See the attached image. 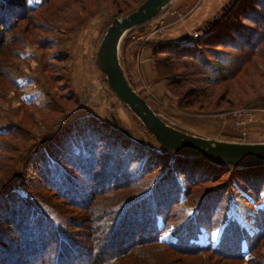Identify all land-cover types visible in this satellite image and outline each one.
Segmentation results:
<instances>
[{
    "label": "trees",
    "instance_id": "1",
    "mask_svg": "<svg viewBox=\"0 0 264 264\" xmlns=\"http://www.w3.org/2000/svg\"><path fill=\"white\" fill-rule=\"evenodd\" d=\"M121 1L127 12L139 3ZM49 2L0 0V96L9 86L20 87L12 60L22 56L14 48L22 36L14 30ZM196 30L197 37L191 33L184 39L146 42L154 59V83H164L178 96L176 105L190 113L225 112L223 103L228 109L263 103L264 0H231ZM51 108L59 111L56 105ZM13 125L34 133L25 121ZM4 127L9 131L12 125ZM31 147L22 157L23 167L8 175L0 154V172L7 181L0 189V264H170L171 253L196 257L207 251L225 262L264 264V207L256 212L253 233L228 217L216 244L212 238L206 243L200 239L203 225L213 231L225 223L221 211L229 208L232 183L205 193L177 228L170 230L168 224L182 194L226 173L237 175L259 197L264 165L235 167L164 146L165 151L153 148L94 115L56 131L44 146ZM20 186L41 194H22ZM167 230L170 240L165 239ZM246 251L256 255L247 258Z\"/></svg>",
    "mask_w": 264,
    "mask_h": 264
},
{
    "label": "rangeland",
    "instance_id": "2",
    "mask_svg": "<svg viewBox=\"0 0 264 264\" xmlns=\"http://www.w3.org/2000/svg\"><path fill=\"white\" fill-rule=\"evenodd\" d=\"M29 1L37 4L41 2V0ZM137 1H139L138 6L143 2V0ZM119 2L120 0H51V2L33 13L32 19L21 20L18 29L14 30L15 32L20 31V36H22V41L14 45V48L22 52V56L12 60V67L16 71L17 79L20 81V87L16 89L9 86L5 94L0 96V134L9 132L6 136L0 135V144L2 145L0 154L5 157L3 162L8 166L7 175L11 174L15 168L23 167L22 157L27 149L30 150L32 145H36L33 150L41 145L44 146L48 140L52 139L56 131L88 115L97 116L110 124H115L114 119H116L134 137L139 138L153 148L166 150L145 128L138 117L113 93L106 76L96 62L97 47L107 27L116 16L128 13L127 4L123 1ZM206 2L208 0H199L200 5L197 8L198 11L195 12H209L208 9L213 8L215 11H219L223 7L222 5L218 9L215 8L218 3H213V8L208 7L205 5ZM119 8L126 10L120 11ZM179 10L182 11L183 9L180 8ZM164 14L168 16L169 13L163 12L162 15ZM154 20L145 28L137 29V31L146 30ZM26 27L29 28L23 32ZM185 37L186 35H183L179 39ZM129 40L132 41L130 37ZM133 42L139 45L137 41L133 40ZM90 52L93 53L91 58L93 57L97 67L92 69L93 72L90 71L88 81L80 88L78 84L76 86L72 79L77 60L76 56L81 55L84 60H88ZM137 59L134 68L138 71L139 90H142L149 99L150 102H148L174 125L191 132H197L196 129L199 131L200 128L213 126L217 118L220 119V117L226 115L231 119L229 111L232 108L228 109L229 104L226 103L222 104L221 110H228L215 114H200L197 111L190 113L180 109L176 105L178 96L170 91L164 83L159 84H162L163 89L158 93L153 86L151 87L146 83ZM55 76L57 81L53 80ZM28 78L32 79L31 83L28 82ZM66 95H70L71 98L63 99V96L66 97ZM99 98L100 100H98ZM54 105L59 111L52 110L51 107ZM255 105L264 106V102ZM29 116L35 121L34 124ZM19 121H25V125L27 124V127L32 128L34 133L16 130L13 124ZM9 124L12 125V134L10 129L8 131L4 127ZM215 128L218 130V127ZM211 132L218 134L217 138L242 141L238 138L236 131L235 134L238 136L236 138H223L226 134L224 131L213 129ZM32 137L35 138L34 141ZM230 176V173H226L218 180L200 182L199 186H192L193 189L189 195L182 194V200L179 205L174 207V211L168 219L170 230L177 228L179 224L188 218V215L196 207L198 200L205 193L224 183L228 185L229 182L234 185V191L231 190L227 193L230 201L227 203L228 210L224 214L221 211L223 221L225 222L228 217H235L246 226L250 233L256 231L257 219L259 218H256V212L264 207V187L260 192L261 195L257 194L259 197H256V194L254 195L248 191L246 184L237 175H232L231 179ZM6 184L7 181L0 172V189L2 185L6 186ZM20 188L22 194H41L40 190L34 189L27 192V187L20 186ZM212 218L214 219L215 215ZM215 224L216 220H213L211 225L214 226ZM225 224L226 222L219 224L213 231L210 230V227L208 229V226L203 225L200 233V235L202 234L200 236L201 241L206 243L209 238H212L216 244ZM170 230L165 233L166 240L173 238ZM160 249L164 250L166 247L160 246ZM255 255L254 252L246 251L247 258ZM170 264L248 263L245 260L225 262L207 251L196 257L171 253Z\"/></svg>",
    "mask_w": 264,
    "mask_h": 264
},
{
    "label": "water",
    "instance_id": "3",
    "mask_svg": "<svg viewBox=\"0 0 264 264\" xmlns=\"http://www.w3.org/2000/svg\"><path fill=\"white\" fill-rule=\"evenodd\" d=\"M171 2L172 0H143L133 11L118 15L111 21L96 51V62L106 76L110 89L153 137L168 149L202 156L222 165H264V141H235L185 130L161 115L131 84L121 60L123 40L128 32L159 16ZM114 122L125 133L130 134L116 119Z\"/></svg>",
    "mask_w": 264,
    "mask_h": 264
},
{
    "label": "crops",
    "instance_id": "4",
    "mask_svg": "<svg viewBox=\"0 0 264 264\" xmlns=\"http://www.w3.org/2000/svg\"><path fill=\"white\" fill-rule=\"evenodd\" d=\"M199 0H172L171 6L169 11H171L168 16L164 14L165 17H168V21L170 22V26L160 34H156L154 36L155 40H173L179 39L183 35H190L192 30L199 28L202 24H204L208 19L211 18L216 12L213 8V3H218L215 8H219L223 5V7L230 1V0H208L205 5L208 7H212L213 9H208L209 12H195L199 7L200 3ZM202 4V1H201ZM222 7V8H223ZM183 9L182 11L179 9ZM221 9V8H220ZM186 10V11H185ZM207 10V9H206ZM198 11V10H197ZM178 12H188L185 18L178 19L177 13ZM213 14V15H212ZM92 52L88 55V60H84V57L81 55H77L76 58V65L74 69V75L72 76L73 81L75 82L76 86L81 88L87 81L90 75V71L93 72L96 66V63L93 61ZM139 60L140 70L142 71L146 83L153 86V88L158 92L162 91V84L154 83V79L156 77V73L154 72V62L153 57L150 53V49L148 45L140 46L137 43L132 41H128L122 48L121 45V60L124 69H127L129 74H131L132 80L135 83L136 87L139 89L140 82L138 80V71L134 68V63ZM27 79V78H26ZM28 82L31 83L32 79L28 78ZM100 100V98L98 99ZM261 116V115H260ZM259 116V117H260ZM217 121L213 126L208 128H200L199 131L196 129V133L206 135V136H213L216 137L218 134H215L213 129L216 131H224L223 138H236L237 134H235V130L232 127L231 119L229 116H223L216 119ZM218 127V130L215 128ZM239 138V137H238ZM247 141H264V123L262 122L261 118L257 119L251 126L249 137Z\"/></svg>",
    "mask_w": 264,
    "mask_h": 264
},
{
    "label": "built area",
    "instance_id": "5",
    "mask_svg": "<svg viewBox=\"0 0 264 264\" xmlns=\"http://www.w3.org/2000/svg\"><path fill=\"white\" fill-rule=\"evenodd\" d=\"M171 5H169L164 12H168ZM173 12L170 10L169 14ZM168 14V15H169ZM188 12H178V19L185 18ZM150 27H147L144 31H137L135 29L127 33L126 37H130L132 40L137 41L140 46H143L156 34H160L165 31L169 26L170 22L168 17L160 14L151 23ZM200 31L194 30L192 35L194 37L199 36ZM125 37V38H126ZM231 117V124L234 130L238 133L241 140H247L250 134L252 124L259 118L264 123V106L263 105H247L232 108L229 111ZM261 115V116H260ZM260 116V117H259Z\"/></svg>",
    "mask_w": 264,
    "mask_h": 264
}]
</instances>
